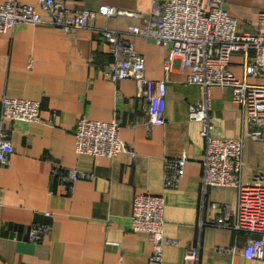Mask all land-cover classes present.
Instances as JSON below:
<instances>
[{"label":"crops","instance_id":"0c3cea01","mask_svg":"<svg viewBox=\"0 0 264 264\" xmlns=\"http://www.w3.org/2000/svg\"><path fill=\"white\" fill-rule=\"evenodd\" d=\"M19 1L51 19L39 0ZM63 1L73 13L97 11L102 4L122 12L98 13L72 31L47 21L0 31V109L4 97L40 102L38 120L2 122L10 130L12 150L9 162L0 164V264H264V258L242 252L256 233L213 223L221 206L233 215L238 188L203 180L207 127L189 110L201 97L200 86L188 80L190 69L180 59L166 68L167 45L129 30L142 27L156 13L155 3L164 0ZM225 6L240 29L250 30L264 0H225ZM104 29L134 44L144 57L146 76L166 79L163 124L146 122L148 101L135 79L107 76L116 54ZM243 64L242 53L230 56L229 68L240 78ZM209 96L208 133L242 138L243 180L264 172V147L246 136L243 109L231 88L214 84ZM83 116L115 119L122 149L115 155L78 152L75 128ZM182 157L183 171L171 183ZM55 165L92 176L75 179L68 190L54 175ZM142 192L164 201L162 234L168 241L160 262L150 261L149 233L131 228L133 199ZM34 222L49 226L35 242L28 238ZM190 247L198 251L194 260L185 258Z\"/></svg>","mask_w":264,"mask_h":264},{"label":"built area","instance_id":"2783aa9c","mask_svg":"<svg viewBox=\"0 0 264 264\" xmlns=\"http://www.w3.org/2000/svg\"><path fill=\"white\" fill-rule=\"evenodd\" d=\"M39 4L51 15L44 20L37 7L22 4L19 0H5L0 3V31L14 27L18 23H38L47 21L73 29L94 18L96 14L111 15L122 12L114 6L102 4L97 11L83 9L73 13L63 0H39ZM154 16L140 27L133 25L130 31L143 33L158 43L167 45L169 53L166 68L178 58L183 66L190 69L188 80L200 86L201 97L189 107L194 119L205 121L202 131L207 138L204 155V176L206 184L236 185L237 202L233 215L225 212L227 206H221V215L214 218L216 225L239 228L257 235L247 239L242 248L248 258H264V172L254 173L250 180L242 179L243 140L240 137H220L210 135L211 126L207 120L210 108V87L214 84L229 86L233 99L240 103L246 124V136L262 142L264 147V10L258 14L257 23L250 30L240 29L238 21L232 16L225 0H164L156 2ZM104 37L114 44L113 62L107 67V76L116 81L130 77L136 80L148 101L146 122L163 124L165 122L164 100L167 92L166 79H152L145 74V60L134 44L121 41L120 34L104 29ZM244 56V77L236 76L229 68L233 53ZM252 78L253 80H248ZM38 100L4 97L0 109V164L9 162L12 150L10 130L2 125L8 119L26 121L40 118ZM119 123L80 117L75 128L76 149L80 153L93 155H115L121 149ZM185 158L176 162L171 183L177 181L183 171ZM54 175L62 181L68 190L79 177H91L92 173L76 168L53 167ZM164 201L161 195L142 192L133 199L130 215L131 228L145 230L153 243L151 262H160L163 243L168 241L162 234V211ZM49 215V211H45ZM230 216V217H229ZM49 232L45 223L34 222L29 230L31 241H40ZM198 251L190 247L185 254L188 260L197 258Z\"/></svg>","mask_w":264,"mask_h":264}]
</instances>
